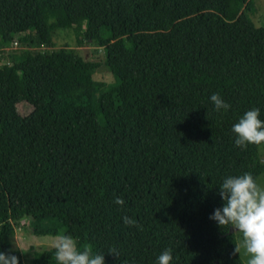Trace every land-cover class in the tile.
<instances>
[{"label": "trees", "instance_id": "16d2710c", "mask_svg": "<svg viewBox=\"0 0 264 264\" xmlns=\"http://www.w3.org/2000/svg\"><path fill=\"white\" fill-rule=\"evenodd\" d=\"M252 3L0 0L10 61L0 62V252L57 264L54 247L24 260L12 246L27 219L31 234L71 235L105 264H158L166 249L171 264H244L233 228L209 217L225 178L264 174V144L242 149L232 132L248 110L264 120V24ZM60 30L101 61L55 48ZM101 64L110 82L94 79Z\"/></svg>", "mask_w": 264, "mask_h": 264}, {"label": "clouds", "instance_id": "9594fccd", "mask_svg": "<svg viewBox=\"0 0 264 264\" xmlns=\"http://www.w3.org/2000/svg\"><path fill=\"white\" fill-rule=\"evenodd\" d=\"M210 99L217 111L223 109L226 112L230 108L219 93H213ZM259 116L258 108L248 110L233 125L235 145L243 149L249 144H264V120ZM219 195L224 201L223 207L216 208L209 218L221 228L232 227L242 234V240L235 245L233 255L240 254L243 248L249 256L247 264H264V186L258 184L251 173L245 172L225 178L220 185ZM114 202L119 205L125 203L120 197ZM123 222L142 230V226L128 216L123 217ZM53 247L57 264H105L104 253L93 254L91 245H84L81 250L77 241L68 234H61ZM108 253L116 257L119 255L114 247ZM172 260L171 249L164 250L158 256V264H171ZM0 264H19V258L11 252H0Z\"/></svg>", "mask_w": 264, "mask_h": 264}, {"label": "rangeland", "instance_id": "374dc122", "mask_svg": "<svg viewBox=\"0 0 264 264\" xmlns=\"http://www.w3.org/2000/svg\"><path fill=\"white\" fill-rule=\"evenodd\" d=\"M250 17L253 19L256 25L264 24V0H253L252 3V12ZM54 47L58 48L63 46L65 43L71 45L69 48H72L76 54L83 55L86 59L101 61L102 55L100 54V49L96 52V46L93 43H87L84 46H76L75 38L72 32L68 30H60L53 36ZM53 47V48H54ZM94 79L101 80L105 82H110L112 80L111 74L107 71L105 66L101 64L93 74ZM26 96L25 93L22 95V99ZM18 109L21 113H27L29 111V106L22 100L18 104ZM260 160L264 162V145L259 148ZM257 183L261 186H264V174H261ZM27 219L21 221L19 226L15 227L14 235L12 236L11 243L14 248H18L22 252L24 260H28L33 256L34 251L47 249L53 247L58 235H33L27 229ZM235 237L237 244L242 240V234L238 231H235ZM16 243L19 247H17ZM240 256L244 264H247L249 256L245 254V250L241 248Z\"/></svg>", "mask_w": 264, "mask_h": 264}, {"label": "built area", "instance_id": "2783aa9c", "mask_svg": "<svg viewBox=\"0 0 264 264\" xmlns=\"http://www.w3.org/2000/svg\"><path fill=\"white\" fill-rule=\"evenodd\" d=\"M16 46H17V41L12 42V47H16ZM0 62L10 63V61H8L7 59H2L1 54H0Z\"/></svg>", "mask_w": 264, "mask_h": 264}]
</instances>
